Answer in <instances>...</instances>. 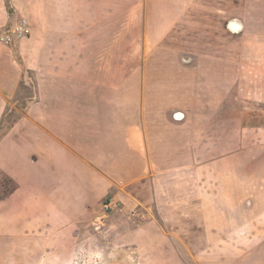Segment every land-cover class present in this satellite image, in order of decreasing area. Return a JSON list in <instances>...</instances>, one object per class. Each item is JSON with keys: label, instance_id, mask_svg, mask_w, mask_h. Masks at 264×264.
I'll use <instances>...</instances> for the list:
<instances>
[{"label": "crops", "instance_id": "1", "mask_svg": "<svg viewBox=\"0 0 264 264\" xmlns=\"http://www.w3.org/2000/svg\"><path fill=\"white\" fill-rule=\"evenodd\" d=\"M26 1L0 0L31 28L0 46V264H61L108 199L153 213L154 247L264 264V124L237 109L260 99L259 34L226 0H141L138 49L129 2Z\"/></svg>", "mask_w": 264, "mask_h": 264}, {"label": "rangeland", "instance_id": "2", "mask_svg": "<svg viewBox=\"0 0 264 264\" xmlns=\"http://www.w3.org/2000/svg\"><path fill=\"white\" fill-rule=\"evenodd\" d=\"M22 2V0H18ZM214 1V0H210ZM10 6V0H6ZM130 3L132 7V24L130 33L132 38V48H141L138 41L141 26L137 23L142 18L141 0H116V11L118 4ZM150 2H154L153 0ZM228 21L236 20L240 28L250 33V28L259 34V76H264V0H226ZM27 4L26 0L22 2ZM11 11V8H10ZM117 15V13H116ZM16 13L9 12L7 20L0 25V34L10 23L18 20ZM237 18H242L244 26ZM118 25L116 26V31ZM235 42L228 37V48H235ZM17 41L11 45L0 44L1 47H10L12 54L16 56ZM238 44V42H237ZM249 40H244L243 45H249ZM245 58V57H244ZM138 59L132 57V64ZM234 57L228 55L229 63L234 61ZM264 79V78H263ZM250 90L235 92L228 89V96L237 93L241 98L247 99ZM260 99L250 100V103H240L237 106L238 112L243 115L244 122L249 125L264 124V81L263 85L254 90ZM254 94V95H255ZM21 97L33 96V89L30 88L22 92ZM250 99V98H249ZM25 101L18 99L15 108L8 111L1 128H5L11 120L23 112ZM261 128H253L256 130ZM150 213V214H149ZM146 212L143 208L136 207L132 211L107 210L100 206L97 215L81 227L78 234L77 246L75 249L67 250L66 256L60 257L61 264H219L226 261L228 264L233 262L234 257L250 256L251 250L247 248H227V249H169L154 247V243L146 240V235L142 232L145 221L153 219L152 212ZM98 217V218H96ZM144 229V228H143ZM152 239L155 231L150 235ZM59 264V263H58Z\"/></svg>", "mask_w": 264, "mask_h": 264}, {"label": "built area", "instance_id": "3", "mask_svg": "<svg viewBox=\"0 0 264 264\" xmlns=\"http://www.w3.org/2000/svg\"><path fill=\"white\" fill-rule=\"evenodd\" d=\"M31 28L25 18H20L10 23L0 34V42L3 44H11L15 39L26 37L30 34ZM114 203L108 199L103 202L102 207L105 211L111 210Z\"/></svg>", "mask_w": 264, "mask_h": 264}, {"label": "water", "instance_id": "4", "mask_svg": "<svg viewBox=\"0 0 264 264\" xmlns=\"http://www.w3.org/2000/svg\"><path fill=\"white\" fill-rule=\"evenodd\" d=\"M96 218H98V217H96Z\"/></svg>", "mask_w": 264, "mask_h": 264}]
</instances>
